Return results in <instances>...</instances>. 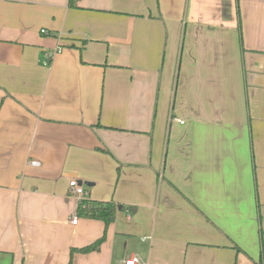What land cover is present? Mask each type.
I'll list each match as a JSON object with an SVG mask.
<instances>
[{
  "label": "crops",
  "instance_id": "obj_1",
  "mask_svg": "<svg viewBox=\"0 0 264 264\" xmlns=\"http://www.w3.org/2000/svg\"><path fill=\"white\" fill-rule=\"evenodd\" d=\"M69 1L0 0V264L103 235L71 179L73 264H264V0Z\"/></svg>",
  "mask_w": 264,
  "mask_h": 264
},
{
  "label": "trees",
  "instance_id": "obj_2",
  "mask_svg": "<svg viewBox=\"0 0 264 264\" xmlns=\"http://www.w3.org/2000/svg\"><path fill=\"white\" fill-rule=\"evenodd\" d=\"M76 2L77 0H70L69 4L71 6H75ZM118 209L119 204L115 203L114 201H98L86 199L78 204L76 214L79 217L102 221L105 225V230L103 235L100 238L96 239L94 242L82 247L71 248L69 264H73V257L76 253L85 254L100 249L101 244L106 239V231L115 220Z\"/></svg>",
  "mask_w": 264,
  "mask_h": 264
},
{
  "label": "built area",
  "instance_id": "obj_3",
  "mask_svg": "<svg viewBox=\"0 0 264 264\" xmlns=\"http://www.w3.org/2000/svg\"><path fill=\"white\" fill-rule=\"evenodd\" d=\"M42 33H46V29L41 30ZM52 57V54H47V58ZM180 123H184V120H179ZM37 161H32V164L36 165ZM69 191L70 194L77 198L78 204L83 202L86 199H89V194L83 185H80L77 179H71L69 182ZM79 216L73 214L71 217V223L77 224ZM115 264H142V260L137 255H130L124 260H120Z\"/></svg>",
  "mask_w": 264,
  "mask_h": 264
},
{
  "label": "water",
  "instance_id": "obj_4",
  "mask_svg": "<svg viewBox=\"0 0 264 264\" xmlns=\"http://www.w3.org/2000/svg\"><path fill=\"white\" fill-rule=\"evenodd\" d=\"M83 183L86 184L87 186H91V185H93V183H91V182H83L82 180L79 181V184H80V185H82ZM122 208H123V206L120 205V206H119V209L121 210Z\"/></svg>",
  "mask_w": 264,
  "mask_h": 264
}]
</instances>
